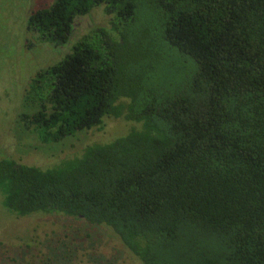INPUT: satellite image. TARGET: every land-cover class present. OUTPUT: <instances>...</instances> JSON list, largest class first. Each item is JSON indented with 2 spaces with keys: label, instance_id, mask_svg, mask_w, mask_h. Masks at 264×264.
I'll use <instances>...</instances> for the list:
<instances>
[{
  "label": "trees",
  "instance_id": "16d2710c",
  "mask_svg": "<svg viewBox=\"0 0 264 264\" xmlns=\"http://www.w3.org/2000/svg\"><path fill=\"white\" fill-rule=\"evenodd\" d=\"M95 8L112 27L36 74L20 121L43 144L140 126L48 168L2 159L3 207L107 228L140 264H264V0H54L27 27L64 46Z\"/></svg>",
  "mask_w": 264,
  "mask_h": 264
},
{
  "label": "rangeland",
  "instance_id": "374dc122",
  "mask_svg": "<svg viewBox=\"0 0 264 264\" xmlns=\"http://www.w3.org/2000/svg\"><path fill=\"white\" fill-rule=\"evenodd\" d=\"M54 0H0V161L48 168L79 156L86 146L130 133L136 122L105 118L101 128L83 131L60 143L43 144L20 121L25 95L41 70L62 60L84 36L110 29L113 17L95 8L78 18L64 46L43 43L27 27L35 11ZM140 126V124H138ZM0 264H140L107 228L62 216L19 217L3 207L0 194Z\"/></svg>",
  "mask_w": 264,
  "mask_h": 264
}]
</instances>
